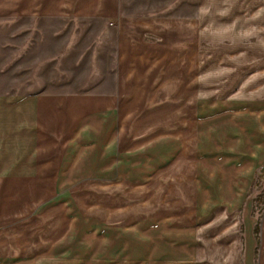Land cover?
I'll return each instance as SVG.
<instances>
[{"label": "crops", "instance_id": "obj_1", "mask_svg": "<svg viewBox=\"0 0 264 264\" xmlns=\"http://www.w3.org/2000/svg\"><path fill=\"white\" fill-rule=\"evenodd\" d=\"M255 2L0 0V21L100 23L113 35L116 62L84 92L0 94V264L70 255L83 222L75 191L91 184L104 189L100 202L115 198L110 210L120 219L109 227L101 216L100 259L264 264V202L255 217L249 199L264 126L252 146V117L215 114L198 96L205 88L195 73L207 28L235 27L253 10L264 16V0ZM176 88L193 113L179 117L178 132L165 122L157 133L151 112Z\"/></svg>", "mask_w": 264, "mask_h": 264}, {"label": "rangeland", "instance_id": "obj_2", "mask_svg": "<svg viewBox=\"0 0 264 264\" xmlns=\"http://www.w3.org/2000/svg\"><path fill=\"white\" fill-rule=\"evenodd\" d=\"M255 1L258 2L253 0V6ZM261 14L253 10L250 21L238 19L235 27H208L209 33L203 35L201 42L203 56L197 60L199 66L195 67V73L203 77L205 88L198 96L207 104H215V114H226L228 108L237 116L252 117V131L256 132L252 146L259 144L260 125L264 126V16ZM107 30L98 22L87 21L21 17L0 21V94L90 90L106 73L110 75L115 69L113 35ZM183 93L184 89L182 92L173 89L166 106L151 112L153 118L150 121L155 124L157 133L165 130V122L173 132H178L185 123L179 117L192 115L193 112L185 109ZM254 173L249 199L253 202L255 217H258L264 202V162ZM97 186L91 184L76 189L74 208L81 212L83 222L75 225L71 245L74 252L70 251V255L66 250L61 252L52 264H136L131 258L119 262L111 255L100 259L99 240L104 236V229L97 226L101 216L105 221L103 224L107 223L109 227L117 226L120 219L114 215L115 210H110L115 209V198L113 202L106 201L107 204L100 202L105 193ZM116 193L109 192L113 196ZM84 225L85 228L91 225L88 235H83ZM127 238H131V233H125L122 240ZM130 248L128 245L127 249Z\"/></svg>", "mask_w": 264, "mask_h": 264}]
</instances>
